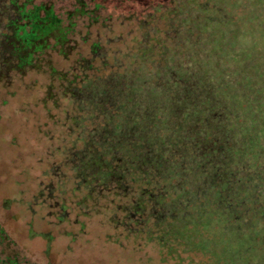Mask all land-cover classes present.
<instances>
[{"label":"trees","instance_id":"16d2710c","mask_svg":"<svg viewBox=\"0 0 264 264\" xmlns=\"http://www.w3.org/2000/svg\"><path fill=\"white\" fill-rule=\"evenodd\" d=\"M0 2L7 9L10 34L20 41L19 47L15 48L12 43L9 50L18 61V67H40V63L45 62L48 74L56 75L62 81L64 94L74 89L81 93L94 84L96 86L98 80L136 75L135 82L127 81L124 85L127 87L123 94L126 100L112 106L102 104L103 112L106 110L105 118L93 117L94 126L86 128L88 123L82 122L85 119H75L83 127V138L88 136L89 139L90 131L98 133L102 128H109L114 133L105 135L101 141L90 139L97 150L94 158H79L78 150L70 158L77 184L86 189L82 201L88 199L97 203L104 194L103 189L120 187L127 199L124 225L129 233L155 240L173 254L193 251V246H199L212 252L217 264H264V260L257 257L258 251L264 250V235L260 231L264 228L262 153L249 141H244L247 130L236 131L240 141L230 139V132L235 130L233 122L206 123L220 118L223 100L238 93L235 89L234 94L228 95L221 85L234 74L243 77L242 83L246 86L243 87L247 90H254L255 95L257 90L256 105L247 103L249 98L246 96L243 101L238 100L236 107L245 110L242 115L249 114L250 117L255 110L254 121L264 123V27L257 28L264 24V18L257 17L260 11L255 4L252 9L245 5L242 13L237 14L248 20L246 27L250 25L249 29L232 30L227 24L232 25V19H235L232 11L237 9L236 0ZM207 10H212V15L203 16ZM115 18L132 20L139 28L137 43L132 51L124 52V64L118 66L119 69L95 75L80 72L84 67L91 68L97 57L105 55L104 51L100 52L99 42L94 41L90 56L77 60L74 68L79 72L69 77L65 71H56L50 60L52 53L70 55L77 44L76 36L80 34V41L85 42L92 26L107 27V23ZM208 24L223 28L208 34ZM238 35L247 36V39L238 42ZM21 49L22 53L19 52ZM171 51L175 57H171ZM156 73H161L159 78ZM184 79L189 88L179 87ZM175 81L177 84L172 85ZM141 90L146 97L154 96L145 98L146 105L135 109L132 117L136 120L130 123L128 110L134 104L138 106L139 102L132 100L133 96L127 92ZM186 96L190 103L180 98L186 99ZM168 97L173 103H168ZM81 100L74 97L76 107L83 110ZM90 104L97 105L96 109L100 106L97 98L90 99ZM154 106L159 109L156 113L151 112ZM195 117L200 121L197 127L190 128L185 121L195 122ZM238 120V124L243 122L242 117ZM126 125H130V130L124 132ZM133 126L159 141L152 149L145 146V140L135 146L134 141L124 139L135 133ZM259 128L264 131V125ZM117 134L118 137L114 136ZM223 134H227L226 138H222ZM217 140L220 144H216ZM237 142H240L239 147L225 149V144L233 147ZM92 163L98 166L93 168ZM237 169L243 173V179L235 182L234 171ZM206 243L209 246L205 249Z\"/></svg>","mask_w":264,"mask_h":264},{"label":"rangeland","instance_id":"374dc122","mask_svg":"<svg viewBox=\"0 0 264 264\" xmlns=\"http://www.w3.org/2000/svg\"><path fill=\"white\" fill-rule=\"evenodd\" d=\"M1 4L0 2V264H217L210 249L208 250L211 253L202 247L193 246V251L173 254L155 240H148L142 234L129 233L126 230L127 225H124V204L127 199L120 187L114 189L109 185L111 188L103 189L104 194L97 203L88 199L82 201L86 189L77 184V174L71 169L73 161L70 158L74 156L75 150L80 153L79 158H92L97 152L92 139L101 141L105 135L114 133L109 128H102L98 133L90 131L89 139L88 136L83 138V127H80L75 119H85L82 122L88 123L86 128L94 126L95 120L91 122L93 117L105 118L106 110L103 112L102 104L112 106L116 102L126 100L123 94L127 87L124 85L127 81L135 82L136 75H117L115 78L98 80L96 86L94 84L81 93L74 89L73 92L64 94L62 81L56 75L48 74L45 62L40 63V67H18V61L10 55L9 50L12 43L15 48L19 47L20 41L14 40V36L10 34V27L6 22L7 9ZM254 4L260 11L257 12V17L264 18V0H236L234 5L237 9L232 11V17L235 19L228 17L232 19V25L227 24V28L249 29L250 25L246 27L248 20L238 17L237 14L242 13L240 11H243L245 5L251 6L252 9ZM211 12L213 11L207 10L202 14L210 16ZM107 24V27L92 26L89 39L85 42L80 41V34L76 36L77 44L70 55L52 53L50 60L56 71H65L69 77L74 72H79L80 70L74 68L77 60L90 56V46L94 41L99 42L102 48L100 52L104 51L105 55L97 57L91 68L84 67L80 72L95 75L122 66L124 52L132 51L137 43L138 25L123 18L111 19ZM260 27H264V24L261 23L257 28ZM222 28L208 24L206 30L210 34ZM83 31L81 28L82 33ZM245 38L247 39V36ZM245 38L238 35V42L242 43ZM19 52L22 53V49ZM170 55L175 57L174 51H171ZM160 75L161 73H156L155 76L159 78ZM233 77L227 78L221 85L228 95L234 94L235 89L238 93L233 98L230 95L231 98L227 96L223 100L227 105H222L221 117L218 118L222 120L210 119L206 123L233 122L235 130L230 132L229 137L234 142L240 141L237 132L241 129L247 130L244 141H249L252 147L256 146L264 161V131L259 128L261 124L264 125L263 121H254L255 110L251 112L253 116L250 117L249 114L242 115L245 110L236 107L239 105L238 100L241 102L246 96L249 98L247 103L256 105L257 90L256 95L254 90H247L241 75L234 74ZM185 81L186 79L180 81L179 87L189 88ZM177 82L171 84L176 85ZM189 82H193V79H189ZM148 85L152 87L149 82ZM75 93V98L82 99L80 103L82 102L83 110L76 107L73 97ZM127 93L133 96L132 100L139 102L138 106L134 104L128 110V117L125 115L131 123L136 120L132 117L136 113L135 109L146 105L145 98L154 94L146 97L141 94L142 90ZM94 98L100 103L97 109V105L90 104V99ZM180 98L189 102L187 96L186 99ZM170 102L173 103L168 97V103ZM174 103L177 104L176 100ZM156 108L154 106L151 112L159 111ZM239 117L243 118L241 124H238ZM199 121V118L195 117V122L189 119L185 123L193 128L197 127ZM130 125L124 127V132L130 130ZM133 127L136 128L135 133H131L133 135L130 137L124 136V139L134 141L135 146L137 142L145 140V146L152 149L159 141L153 135L140 130L138 126ZM226 136L227 134H223L222 138ZM222 141L224 142V139ZM216 144H220V141L217 140ZM224 146L226 150L237 148L240 142L233 144V147H227V144ZM98 148L100 149L96 147ZM104 150H108V147H104ZM89 151L94 152L88 155ZM105 151L104 153L108 154ZM97 166L92 165L93 168ZM242 175L239 169L235 170V182L241 181ZM97 188L95 186V189ZM259 211L260 209L257 213ZM260 231L264 235V228H260ZM202 232L206 237L209 236L205 231ZM256 241L261 243L262 240ZM205 246L206 249L209 245ZM257 257L264 260L263 249L258 251Z\"/></svg>","mask_w":264,"mask_h":264}]
</instances>
